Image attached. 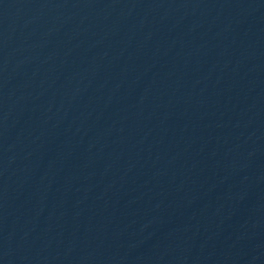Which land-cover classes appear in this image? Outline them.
<instances>
[{"label": "water", "instance_id": "95a60500", "mask_svg": "<svg viewBox=\"0 0 264 264\" xmlns=\"http://www.w3.org/2000/svg\"><path fill=\"white\" fill-rule=\"evenodd\" d=\"M264 140V0H0V264H127Z\"/></svg>", "mask_w": 264, "mask_h": 264}]
</instances>
